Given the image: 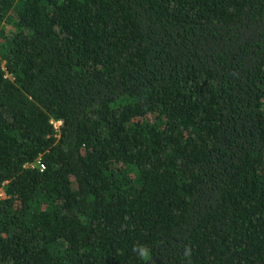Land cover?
I'll use <instances>...</instances> for the list:
<instances>
[{"label":"trees","instance_id":"obj_1","mask_svg":"<svg viewBox=\"0 0 264 264\" xmlns=\"http://www.w3.org/2000/svg\"><path fill=\"white\" fill-rule=\"evenodd\" d=\"M0 189V264H264V0H0Z\"/></svg>","mask_w":264,"mask_h":264},{"label":"clouds","instance_id":"obj_2","mask_svg":"<svg viewBox=\"0 0 264 264\" xmlns=\"http://www.w3.org/2000/svg\"><path fill=\"white\" fill-rule=\"evenodd\" d=\"M133 253H136L142 261L151 262L150 250L143 245H136L132 249ZM188 253L187 247L185 248V254Z\"/></svg>","mask_w":264,"mask_h":264},{"label":"built area","instance_id":"obj_3","mask_svg":"<svg viewBox=\"0 0 264 264\" xmlns=\"http://www.w3.org/2000/svg\"><path fill=\"white\" fill-rule=\"evenodd\" d=\"M49 121L51 122L52 127L54 128V130H56L57 127H58V124H59V120H57V119H55V120L50 119ZM27 165H30V166H37L39 169L42 168V164H41L39 158L35 159V160L32 161V162L27 163ZM0 195H1V194H0Z\"/></svg>","mask_w":264,"mask_h":264},{"label":"rangeland","instance_id":"obj_4","mask_svg":"<svg viewBox=\"0 0 264 264\" xmlns=\"http://www.w3.org/2000/svg\"><path fill=\"white\" fill-rule=\"evenodd\" d=\"M2 193L1 189H0V194Z\"/></svg>","mask_w":264,"mask_h":264}]
</instances>
